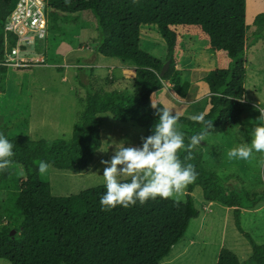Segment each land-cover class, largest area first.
I'll list each match as a JSON object with an SVG mask.
<instances>
[{"label":"trees","instance_id":"16d2710c","mask_svg":"<svg viewBox=\"0 0 264 264\" xmlns=\"http://www.w3.org/2000/svg\"><path fill=\"white\" fill-rule=\"evenodd\" d=\"M17 2L0 0V93L9 71L4 65L5 27ZM48 4L50 30L51 23L54 30L62 31L68 19L85 16L100 33L97 54L134 62L135 67L125 70L124 75L134 79L135 91L125 95L88 90L86 108L74 126L71 140L34 142L29 136L9 137L6 125L0 129L13 144L15 154L8 168L0 170V192L6 195L2 208L12 221L0 230V259L10 264H161L184 239L191 222L200 217L193 195L200 186L207 202L233 209L236 228L250 243L255 263L264 264V245H259L241 222L242 211L256 208L264 196L256 194L246 207L242 193L224 187L212 172L206 171L199 153L203 140L192 149L185 147L178 152L197 173L187 185L185 202L157 197L143 205L137 202L128 208L117 206L102 211L99 201L104 186L57 197L38 171L40 161L72 173L88 169L103 144L101 114L110 113L116 122L135 124L146 130L147 136L152 135L158 119L151 107L155 96L170 85L180 101L191 92L192 82L182 78L177 68V54L184 42L204 44L220 61L219 68L204 79L210 107L205 121L212 124L205 127L177 115L185 145L192 135L205 136L221 127L245 125L244 116L250 107L245 102L247 0H48ZM254 25L255 38L263 39L264 13L256 17ZM145 27L157 28L167 45L171 65L164 77V61L144 49ZM10 42L12 47L16 44L14 37ZM30 70L15 68L20 73ZM158 107L172 112L168 102H160ZM245 136L250 144L248 128ZM16 166L22 167L25 176H20ZM217 264L242 262L233 251L222 249Z\"/></svg>","mask_w":264,"mask_h":264},{"label":"rangeland","instance_id":"374dc122","mask_svg":"<svg viewBox=\"0 0 264 264\" xmlns=\"http://www.w3.org/2000/svg\"><path fill=\"white\" fill-rule=\"evenodd\" d=\"M262 13L264 0H247L249 29L245 102L250 107L244 116L246 126L242 124L234 129L218 128L204 136L199 148L203 168L212 172L224 187L242 193L246 207L256 194L264 196V153L254 151L247 160L229 159L227 153L240 144H249L245 131L248 128L251 132L260 116L256 106L264 107V38H255L257 28L254 25L256 17ZM99 39L96 25L85 16L68 19L62 31L54 30L51 23L48 38L39 42L36 49L34 45H27V52H24L29 59L28 66L24 68L31 70L20 73L8 67L3 91L0 93V129L6 125L9 137L29 136L34 142L71 140L74 126L86 108L88 90L92 88L101 93L132 95L135 81L126 79L124 72L134 68V62L97 54ZM142 41L146 51L161 58L165 64L170 62L167 45L157 28H143ZM192 45L184 42L182 51L177 54V68L181 77L193 84L189 97L184 101L178 100L173 85H170L154 98L155 103L168 102L175 115L189 119L193 115L203 113L205 116L209 112V90L204 79L220 66L219 58L208 51L204 44ZM34 59L45 62L40 63ZM99 118L102 122L103 144L88 169L82 173H72L49 166L48 171L41 174L42 179L51 184L54 196L70 197L104 186L101 175L105 165L101 161L111 159L115 144L125 141V146L140 147L142 138L147 137L146 130L135 124L116 122L110 113L101 114ZM16 168L21 177L25 176L21 166ZM187 194L186 186L180 202L186 201ZM193 195L197 208L203 215L208 210L207 215L204 219L201 217L191 222L186 237L170 257L161 263L217 264L219 249H229L240 258L242 264H256L250 243L236 228L234 212L219 203H212V207L207 209L210 202L204 199L200 186ZM5 199V193L0 192V230L12 222L2 208ZM245 210L241 218L244 230L259 245H264V201L254 209ZM201 226L205 230L199 234ZM13 234L18 235L15 231ZM196 234H199L198 238L202 241H198L200 245L196 248L190 247L189 240ZM181 250L183 253L178 255ZM0 264L10 263L0 259Z\"/></svg>","mask_w":264,"mask_h":264},{"label":"clouds","instance_id":"9594fccd","mask_svg":"<svg viewBox=\"0 0 264 264\" xmlns=\"http://www.w3.org/2000/svg\"><path fill=\"white\" fill-rule=\"evenodd\" d=\"M151 107L156 110L158 119L151 129L152 135L142 138V146H125V141H121L115 144L111 159L101 161L105 165L101 175L105 192L99 201L102 211H111L117 206L128 208L137 202L143 205L157 197L173 198L179 203L183 189L197 177L194 166L182 161L178 152L200 144L203 134L192 135L190 143L185 145L184 134L178 126L179 117L166 108L158 107L153 100ZM256 109L260 116L251 129L250 144L230 149L227 153L229 159L247 160L254 151L264 153V107L257 105ZM190 119L205 127L212 124L205 121L203 113ZM14 155L13 144L0 133V170L8 168ZM48 168L46 162H39V173H46Z\"/></svg>","mask_w":264,"mask_h":264},{"label":"built area","instance_id":"2783aa9c","mask_svg":"<svg viewBox=\"0 0 264 264\" xmlns=\"http://www.w3.org/2000/svg\"><path fill=\"white\" fill-rule=\"evenodd\" d=\"M50 34V15L48 0H18L16 7L7 19L5 27L4 65L9 68L27 67V45L44 41ZM11 37L16 44L11 46ZM40 63L44 60L34 59Z\"/></svg>","mask_w":264,"mask_h":264},{"label":"crops","instance_id":"0c3cea01","mask_svg":"<svg viewBox=\"0 0 264 264\" xmlns=\"http://www.w3.org/2000/svg\"><path fill=\"white\" fill-rule=\"evenodd\" d=\"M190 95V94H189ZM189 97V96H188ZM196 200V199H195ZM211 202L207 205V209H210V207H212L211 206ZM230 209V208H229ZM230 210H232L233 211V209H230ZM243 211H246V210H243ZM242 211V214L244 213ZM206 213H205V215H203V213L200 211V217L199 218H201L202 217V219H204V217L207 215V212H208V210H206L205 211ZM198 219V218H197ZM190 227V226H189ZM189 230V229H188ZM205 230V228L203 227V226H201L199 229H198V233L199 234H201V233H203V231ZM199 234H196V236L194 235L193 237H191L190 238V240H189V245H190V247H197V245H200V243L198 242V241H202L201 239H200V237L198 238V235ZM186 237V236H185ZM184 237V238H185ZM187 239V238H186ZM205 246H207L208 245V243H206V242H202ZM180 244V243H179ZM178 244V245H179ZM178 245H176L174 248H173V250H172V252L170 253V255L173 253V251L177 248V246ZM220 252H221V250L219 249V252H218V254L220 255ZM180 254H178V255H181L182 253H183V250H181L180 252H179ZM170 255H169V257H170ZM219 255H218V258H219ZM167 258V257H166ZM165 258V259H166ZM162 264V263H161Z\"/></svg>","mask_w":264,"mask_h":264},{"label":"water","instance_id":"95a60500","mask_svg":"<svg viewBox=\"0 0 264 264\" xmlns=\"http://www.w3.org/2000/svg\"><path fill=\"white\" fill-rule=\"evenodd\" d=\"M170 65H171V61L167 64H165L162 72H161V77H164L166 75V73L168 72L169 68H170Z\"/></svg>","mask_w":264,"mask_h":264}]
</instances>
